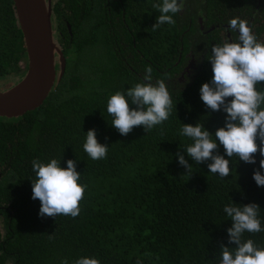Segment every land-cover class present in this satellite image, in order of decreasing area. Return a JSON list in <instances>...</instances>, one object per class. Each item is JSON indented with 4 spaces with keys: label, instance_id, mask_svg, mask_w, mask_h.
<instances>
[{
    "label": "trees",
    "instance_id": "trees-1",
    "mask_svg": "<svg viewBox=\"0 0 264 264\" xmlns=\"http://www.w3.org/2000/svg\"><path fill=\"white\" fill-rule=\"evenodd\" d=\"M154 3L162 0L51 2V34L64 58L63 74L40 106L0 117V264H61L65 258L73 264L82 256L100 264H216L222 244L235 247L226 204H258L264 227V186L253 179L259 153L249 164L227 157L220 145L231 170L221 178L209 172L211 161L195 164L184 149L191 141L180 134L183 123L198 122L213 134L224 126L226 113L211 111L200 98L201 85L212 78L207 57L220 43L216 25L239 17L264 41V0H178L183 8L173 16L176 23L152 31L159 15ZM202 15L205 28L212 26L204 40L197 23ZM97 45L101 49L93 53ZM189 51H202L198 70L177 83ZM26 64L12 1L0 0V78H16L2 90L24 75ZM147 66L153 83L164 80L171 114L150 131L136 126L122 135L111 126L107 99L143 82ZM89 129L108 145L106 158L93 160L84 151ZM177 152L193 164L191 175ZM51 158L61 167L72 159L81 173L79 183L86 187L75 218L41 217V203L32 199V161ZM243 238L264 247V231Z\"/></svg>",
    "mask_w": 264,
    "mask_h": 264
},
{
    "label": "clouds",
    "instance_id": "clouds-1",
    "mask_svg": "<svg viewBox=\"0 0 264 264\" xmlns=\"http://www.w3.org/2000/svg\"><path fill=\"white\" fill-rule=\"evenodd\" d=\"M152 7L159 15L151 28L156 31L161 25H174L173 16L183 8L178 0H162ZM171 14V15H170ZM229 32L238 33L236 39L225 37L212 45L207 60L211 62L212 78L200 87V98L206 108L213 112L226 113L224 126L213 134L203 124L183 123L180 134L191 143L184 149L195 164L205 161L209 172L221 178L229 176V159L218 151L222 145L227 157L236 156L245 163L255 164L259 153V169H264V41L258 40L248 22L239 17L228 20ZM65 66V65H64ZM152 68L147 66L143 82H138L125 92L116 91L107 99V113L111 126L122 135H127L136 126H143L145 132L166 121L172 111L173 102L164 80L153 83ZM258 85L260 86L258 88ZM130 102L135 107H130ZM219 141V144L217 143ZM84 151L93 160L106 158L108 145L98 142L95 129H89L83 144ZM179 164L191 175L193 164H189L180 152ZM67 167H61V160L51 158L47 162L32 161L35 173L31 179L32 199H39L41 217L58 215L75 218L80 213V201L84 198L85 185L79 183L81 173L76 162L67 160ZM253 172L257 186H264V173ZM260 206L256 203L226 204L223 208L232 225L227 229L230 244L220 246L216 264H264V247L253 239H244V233L264 231L259 219ZM61 264H69L67 258ZM73 264H100L94 257L82 256ZM137 264H141L138 260Z\"/></svg>",
    "mask_w": 264,
    "mask_h": 264
},
{
    "label": "water",
    "instance_id": "water-1",
    "mask_svg": "<svg viewBox=\"0 0 264 264\" xmlns=\"http://www.w3.org/2000/svg\"><path fill=\"white\" fill-rule=\"evenodd\" d=\"M26 52L24 75L0 90V117H18L42 104L64 71V58L52 40L50 0H11ZM201 22V18H198ZM68 28V27H67ZM57 60L58 69H55Z\"/></svg>",
    "mask_w": 264,
    "mask_h": 264
},
{
    "label": "flooded vegetation",
    "instance_id": "flooded-vegetation-1",
    "mask_svg": "<svg viewBox=\"0 0 264 264\" xmlns=\"http://www.w3.org/2000/svg\"><path fill=\"white\" fill-rule=\"evenodd\" d=\"M53 1V0H52ZM51 4V0H50ZM201 18V22H198V18ZM197 17V23H198V29H199V35L202 38V40L207 38V33L212 30V26H209L208 28H205L204 26V15ZM228 23L223 22L220 20V22L216 25L218 28H220L219 36L218 39L221 42L225 37H230L231 39H236V36L234 35L233 32H229L228 30ZM238 36V34L236 33ZM202 51H189L186 56V61L185 64L182 65L181 70L179 71L177 75V80L179 82H183L186 79L192 78L195 76L197 70H198V64L199 61L201 60L200 58L202 57ZM189 60V61H188ZM187 61L189 62L187 64Z\"/></svg>",
    "mask_w": 264,
    "mask_h": 264
},
{
    "label": "rangeland",
    "instance_id": "rangeland-1",
    "mask_svg": "<svg viewBox=\"0 0 264 264\" xmlns=\"http://www.w3.org/2000/svg\"><path fill=\"white\" fill-rule=\"evenodd\" d=\"M51 2H52V0H51ZM101 49V47H100V45H97V46H95V47H93V53H96V52H98V50H100ZM93 55V54H92ZM99 56V58H100V60L101 61H103L102 60V58H101V56H100V54L98 55ZM55 61V60H54ZM104 61H105V58H104ZM189 61V60H188ZM187 61V64L189 63ZM20 67L21 68H24L25 67V63L24 62H20ZM177 76H176V79H175V82H179L178 80H177ZM16 78H15V76H13V75H11V76H8V77H3V78H0V86H2V84L4 83H10L11 81H13V80H15ZM188 79H186V80H184L183 81V83L185 82V81H187ZM186 83V82H185ZM0 90H1V87H0Z\"/></svg>",
    "mask_w": 264,
    "mask_h": 264
}]
</instances>
